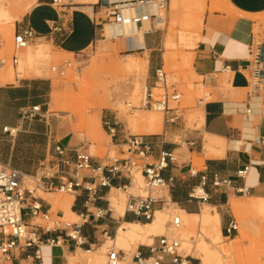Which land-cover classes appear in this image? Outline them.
<instances>
[{"label": "crops", "instance_id": "crops-1", "mask_svg": "<svg viewBox=\"0 0 264 264\" xmlns=\"http://www.w3.org/2000/svg\"><path fill=\"white\" fill-rule=\"evenodd\" d=\"M11 1L15 2L13 33L24 27H30L37 35L32 45L44 42L61 52L76 54L87 49L95 41L102 40L97 39L103 36L100 25L104 21L101 17H97L99 12L95 8L100 0H78L79 3L75 5L59 8L52 6L51 0ZM226 1L231 6V14L211 10L210 6V11L202 15L201 28L197 35H193V31H190L182 41L180 32L178 34L179 43L189 51L193 49V63H191L192 53L189 52L187 55L194 73L202 77L203 85L210 87L215 96V99L207 100L202 105L198 103L201 106L197 110H200L203 117L202 121L199 120L201 128L199 130L183 128L177 135L174 130L169 134L165 131L160 135L142 136L143 140L151 145V158H156L162 150L173 153L174 161L162 171V176L168 183V193L165 196L169 199V203L174 204L186 216H198L204 205L220 209L234 198H229L233 193L214 191L210 183H207L204 187L208 195L206 202L196 203L190 199L189 195L199 185L202 175H206L210 181L212 175L217 174L221 178L230 179L238 188L246 187L247 195H250L248 197H264V145L260 143L264 138V109H261V105H256L252 98H248L245 91L248 89L246 68L249 59L248 47L254 39L252 27L255 18L264 16V0ZM54 27H57L55 31H53ZM154 33L143 35L141 46L136 45L132 35L116 39L123 44L124 51H128L126 54L134 55L129 51H140L142 58L146 60V73L152 74L147 80L148 85H153L154 71L161 66L155 53L159 50L161 40ZM162 43L165 51L161 55V60L165 64L167 53L174 52L176 44L174 38L168 44L167 36ZM133 87L134 85L130 87L129 94ZM50 91L51 84L48 79L39 76H15L12 81L0 82V165L9 164L26 175H32L43 159L54 154V146L57 143L70 150L85 148L78 147L79 143L73 137L70 139L65 136L64 139H58L60 127L55 126L54 119L44 110ZM244 91L245 96L242 95ZM35 105L41 107L39 115L33 119L23 118V112ZM262 106H264L263 100ZM247 110H250V113H247ZM171 114L168 112L165 119ZM179 121H182V117L175 123L164 122V124L172 126L177 125ZM4 128L7 130L5 131ZM152 133L154 132H145V134ZM126 135L120 130V126L115 137L108 134L111 145L118 144ZM175 137L180 140L176 141ZM86 140L90 145L96 142L93 137ZM71 155L73 157V153ZM192 158L195 159L194 162ZM100 161L101 158L93 156L94 163ZM196 163L201 164L200 169H195ZM243 167H248V171L243 179H239L236 177V172ZM140 180L142 181V177L137 173L135 184ZM127 183V176H119L112 180V187ZM134 186L131 188L132 193ZM113 190L115 188L111 190L99 188L95 202L86 205L83 191L79 190L74 195H70L72 196L70 211L79 219L77 223H82V219L85 220L80 228L83 245L76 246L73 241L64 237L63 232H56L44 236L59 237V242L54 245L43 244L39 250L40 260L26 259L25 254L22 253L14 262L67 264V256L73 255L71 258H75L77 251L98 255L105 246L106 240L114 241L121 224L148 223L124 212L120 215L112 207L109 199ZM42 193L52 194L50 191H42ZM37 201L43 210L49 213L52 211L53 204L47 198L37 197ZM106 201L109 202V206ZM109 207L112 213H109ZM160 210L162 209L158 207L157 211ZM98 211L103 214L101 217H97ZM60 213L63 211L57 208L54 215ZM186 216L185 219L188 218ZM224 224L221 225V234ZM153 236L151 234L148 240H152ZM155 244L153 242L152 245ZM143 246L150 245L140 244L137 250L146 252ZM119 250L124 252L123 249ZM124 254L126 256L125 252ZM192 257L189 260L190 264H196V258ZM227 259L228 257L224 258L225 263ZM80 264H86V260L81 259Z\"/></svg>", "mask_w": 264, "mask_h": 264}, {"label": "built area", "instance_id": "built-area-1", "mask_svg": "<svg viewBox=\"0 0 264 264\" xmlns=\"http://www.w3.org/2000/svg\"><path fill=\"white\" fill-rule=\"evenodd\" d=\"M126 3L135 8H143L149 3H153L157 10H165L169 0H100L101 11L104 12V19L101 26V33L104 24H122L141 28L144 22L149 21L151 28L143 35L156 32L161 26L162 18L157 14L137 16H124L123 6ZM51 5L55 8L65 6L61 0H51ZM57 27H54L55 31ZM37 39V35L30 27H24L13 33L12 49L13 54L9 59L10 64L16 67L18 64V54L31 46ZM249 59L247 65L248 91L247 97L258 96L264 90V43L251 41L249 47ZM6 61L0 60V68L5 66ZM65 62L59 68L52 67L51 71L63 73L65 67L69 66ZM154 88L161 90L159 95H155ZM172 90V91H170ZM181 95L167 84L166 75L160 66L154 71L153 86H146L139 105L134 106L127 103L128 111L136 109H151L172 114L165 119L167 123H175L182 117V113L176 107L171 108V102L177 103ZM209 98V93L204 94L198 103H204ZM41 107L32 106L23 112V118L33 119L39 115ZM250 113V110H247ZM102 126L108 131L111 137L118 133L119 123L115 117H104ZM6 131L7 129L4 128ZM12 132V131H11ZM260 143L264 145V138ZM192 144V143H191ZM117 154L106 155L98 163L93 162V156L84 148L75 150L67 149L57 143L54 146V154L43 159L36 172L26 175L9 164L0 165V264H19L14 262L20 254H25L26 259L40 260V247L43 244L54 245L59 242V237H48L45 235L56 232H63L64 237L73 241L76 246L84 244L80 235V228L84 223L67 222L60 219L58 215H51L47 210H43L35 196L36 189L42 191H56L68 195H74L77 191L85 193L84 204H90L97 199L99 188H112V180L119 176H127L128 183L116 185L114 188L125 195L126 202L124 213L129 216L150 221L155 211L160 207L169 204V199L165 195H159L161 191L168 193V183L162 176V171L168 164L174 161L171 151L162 150L156 158H151V145L145 142L142 136L127 134L122 141L114 145ZM73 153V157L71 155ZM248 171V167H243L236 172V177L243 179ZM139 173L142 177L140 193L131 194L130 188L133 186V173ZM25 181L31 183V188ZM210 183L214 191L231 192L233 194L247 195L246 187L238 188L227 178H221L217 174L212 175L210 181L206 175L200 177V183L195 187L189 198L198 202H206L208 195L204 187ZM36 188V189H35ZM107 205L109 206V202ZM109 213L113 211L109 207ZM97 217L103 214L98 211ZM39 221V222H37ZM172 229L180 226L178 217L172 218L170 223ZM238 232V226L233 219L228 220L222 227V234L225 238L234 236ZM155 245L143 246L146 252L136 249L135 253L126 262L123 251L107 247L104 253V264H190L188 254H184L180 241L173 236H157Z\"/></svg>", "mask_w": 264, "mask_h": 264}, {"label": "rangeland", "instance_id": "rangeland-1", "mask_svg": "<svg viewBox=\"0 0 264 264\" xmlns=\"http://www.w3.org/2000/svg\"><path fill=\"white\" fill-rule=\"evenodd\" d=\"M64 5H75L78 0H61ZM98 2V1H97ZM215 2L217 8L215 10L224 11L227 14H231V6L226 0H204V16L206 11H210V6ZM14 1L11 0H0V60H5V66L0 68V73L14 71L15 76H39L47 78L51 84V91L46 99V105L44 110L47 111V115L54 119L55 126L60 127V134L58 139H64L65 136L73 137L79 143L78 147H85L84 149L92 156L103 158L106 155L112 156L117 154V148L111 145L110 137L108 136V131L102 126L103 117H115V120L119 123L120 130L124 134L138 135L143 137H148L150 135H160L166 133L169 134L170 131L175 130L177 135L181 129L186 128L187 130H199L201 128V122L199 118L194 116V112L202 105H198V100L204 97V94L211 93L212 96L207 98V100L215 99L213 91L210 87L203 85L202 77L197 76L191 63H193L194 53L193 49L189 51L185 46H182L178 41V34L181 29V21L186 19L187 14L184 6H177L173 8L171 6V0L165 10H163V16L165 19V25L160 27L154 35H156L161 43L159 45V50L156 51L158 61L162 66V71L166 75V80L168 86L175 89L180 93L181 97L177 103H170V107H176L182 113V121H179L177 125L164 124L165 114L160 111H154L151 109H136L135 111H128L127 103L137 106L144 92V86L148 85V78L152 77V74L146 73V68L139 69H126V63L131 62V60L125 57L126 52L123 49V44L116 40H100L102 38L98 37L92 45L82 52L76 54H67L55 49L52 45L47 43H37L36 45H31L27 47L24 51L18 54V64L13 67L9 59L13 54L12 40H13V25L15 23V13L13 12ZM80 5V4H78ZM226 5V6H225ZM99 15L104 19V12L101 11L99 4L95 6ZM196 8V7H195ZM225 8H228L230 12H226ZM185 9V10H184ZM198 9L192 8L189 11L191 14H197ZM176 12V22L173 21V13ZM33 19V18H32ZM256 21L252 27V34L255 41H264V16H259L255 18ZM107 24V23H106ZM167 36L168 44L174 38L175 49L174 52L169 51L166 55L165 64L162 63L161 55L165 51L163 46V39ZM174 47V44H172ZM196 47V46H195ZM31 53L35 58L31 65H23L22 69L18 68L19 63L24 59L25 53ZM25 52V53H24ZM133 53L135 58H142L140 51H129ZM191 52V63L187 54ZM26 53V54H27ZM149 58V54H148ZM68 62L70 65L65 67L63 73H58L57 71H51L52 67L59 68ZM18 68V69H17ZM153 80V79H152ZM134 81L139 86L138 92L135 96L129 94V89L134 85ZM172 91V90H170ZM246 92L248 91L245 90ZM243 92L245 96L246 92ZM152 92L157 96L162 91L159 89H154ZM258 95L263 97L264 105V90L260 91ZM264 109V106H263ZM153 114H160L162 116V126L158 131L152 134H145L143 120H148ZM140 116V121H134L137 116ZM169 127L171 128L169 130ZM89 137H93L96 141L95 144H89L86 140ZM179 141V138H174ZM63 141V140H62ZM194 157V156H193ZM193 159V158H192ZM195 159H193L194 162ZM195 169H200L201 164L194 166ZM137 173H133L134 188L133 190L138 194L140 193V188L142 186V181L136 182L135 176ZM27 186H32L29 181H25ZM132 190V191H133ZM52 194L44 195L41 189H36L35 196L47 198L53 204V209L50 212L51 215L55 214V210L59 207L58 202L63 196L69 197L70 195L65 193H60L56 191H50ZM120 191L113 190L109 195L111 202H118L124 207L125 195ZM159 195H166V191H161ZM250 195L242 194H230V197H236L240 204L247 205L249 203ZM59 200V201H57ZM167 215L164 217V222L162 226L158 227L153 233L152 240H147L144 243L134 241L130 243L129 247L123 248L121 244L116 241L106 240V244L103 247L102 254H86L80 251L74 255L75 258H71L73 255L67 256V264H78L81 259L87 260L91 259V264H104V253L107 247L113 246L116 249H123L126 251V262L130 260V257L135 253L137 247L140 244L152 245L153 242L156 243L157 239L155 236L166 235L173 236L180 240L181 249L184 254H188L189 257L195 259L192 251L195 244H199L202 240V236L206 235L207 231L204 228L202 222L199 221L198 216L190 218H182L179 216L178 209L170 205L165 206ZM217 211L221 215V225L224 224L226 220L233 219L237 226L238 231L243 230L249 235L255 238L259 234V230L264 232V221H258L251 218L248 222L244 220H238L234 215H232L228 204H225ZM199 212V211H197ZM158 211L155 214L157 216ZM60 219L67 222H77V220H72L63 213L57 214ZM179 216L181 223L177 229H172L170 223L172 218ZM131 218V217H128ZM39 222V221H37ZM182 224V225H181ZM264 235V233H263ZM260 236V235H259ZM240 239V235L237 232L234 236L229 238H224L227 246V251L233 250V245L237 240ZM243 249L249 248V241L247 239L242 240ZM128 251V252H127ZM129 254V255H128ZM101 255V256H100ZM233 258H228L227 263H231ZM0 257V263H1ZM195 263L199 264V261L195 259ZM242 264H247L243 262Z\"/></svg>", "mask_w": 264, "mask_h": 264}, {"label": "bare ground", "instance_id": "bare-ground-1", "mask_svg": "<svg viewBox=\"0 0 264 264\" xmlns=\"http://www.w3.org/2000/svg\"><path fill=\"white\" fill-rule=\"evenodd\" d=\"M110 1L112 2L118 0H110ZM214 3L215 2L212 3L211 10H215V8H217L216 4ZM126 4L127 5L123 6L122 9V14L124 16H137V14L140 13H143L144 15L157 14L162 18L161 24L158 26L163 27L165 25V19L164 17H162L163 12L161 10H157V8L153 3H149L147 4V6H144L143 8H139V9L130 5V3H126ZM179 5L184 6L187 12V14L185 15L187 16L186 19L182 20L181 21L182 23L180 24L182 30L180 31L179 35L183 41L188 36L190 31H193L192 33L193 35H197L198 32L200 31L202 13L204 12V0H171V6L173 8ZM193 7L194 9H198L197 14L195 15L189 12L192 10ZM225 10L226 12H230L228 8H225ZM172 16H173V21L176 22L177 19L176 17H178L177 13L174 12ZM149 29H150L149 21L144 22L141 28L130 25H122V24H105L103 36L101 39L116 40L122 37H127L129 35H132L136 40V45L141 46L143 34ZM27 51L28 50H26V53ZM26 53L24 59H22V61L18 65L19 69H22L23 65L25 66L31 65L35 59L31 53H27V54ZM125 57L131 60V62L126 63L127 65H125V68L127 70L139 69L141 67L146 68L145 59L135 58L131 54H126ZM14 78H15L14 71L0 73V82L12 81L14 80ZM134 82H135L134 87L130 91V95L132 96H135L139 89V86L136 83V81ZM144 88H146V86H144ZM252 99L256 103V105H261V109H263L262 95L254 96L252 97ZM194 113H195L194 116L202 121L203 117L200 110H196ZM136 120L140 121L139 115L137 116V118L134 119V121ZM143 122L145 123L144 131L146 133L155 132L158 131L162 126V116L160 114H153L149 117L148 120H143ZM131 188H130V193L133 195L137 194L134 190H133L134 192L132 193ZM115 190L118 191L117 189ZM249 200L250 201L247 205H243L240 204L236 198H231L228 202V207L232 215H234L238 220H244L247 222L251 218L256 219L260 222L264 221V197H259V198L250 197ZM71 201H72V196L69 197L63 196L62 199L58 202V204L60 205V209L63 211V214L65 216H68L70 219L75 220L77 219L76 216L70 211ZM111 204L112 207L115 208L120 215L123 214L124 209L120 203L111 202ZM170 205L175 206L172 203H170ZM177 209L179 212V216L185 219L186 214L183 211H181L179 208ZM165 215H167V211L164 207L162 210L158 211L156 217L154 214L153 218L150 220L151 222L147 221L148 223H144V224H138V223L121 224V226L117 229L116 237L114 241L121 244L123 248L129 247L131 242H133L134 244V241L144 243L149 239L150 235L154 233L155 229L163 224ZM179 216L176 217L179 218V221L181 223ZM186 217L188 218L195 217V215H188ZM198 218L199 221L202 222V224L204 225L207 234L202 236L201 242L198 245L195 244L192 251L190 252H193V255L199 261V264H228L224 262V258L226 257L233 258V261L230 264H242L243 262H246L247 264H264V235H263L264 232L263 231L259 230L258 233H255V234H259L260 236L258 235L257 237L255 236L254 238L251 235H249L247 232L243 230H239L238 233L240 235V239L237 240L234 244H232L233 245L232 251H227L226 248L228 245L225 243L224 238L221 234V220L217 208L212 207L210 205H204L201 213L198 215ZM245 239L249 241L248 249H243L242 247V240ZM101 251L102 249L98 252V254H102ZM124 252L126 253V251ZM86 264H91V259L86 260Z\"/></svg>", "mask_w": 264, "mask_h": 264}]
</instances>
